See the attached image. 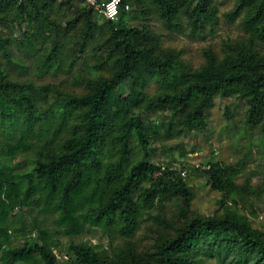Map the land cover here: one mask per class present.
<instances>
[{"label": "trees", "instance_id": "16d2710c", "mask_svg": "<svg viewBox=\"0 0 264 264\" xmlns=\"http://www.w3.org/2000/svg\"><path fill=\"white\" fill-rule=\"evenodd\" d=\"M155 1L167 19L179 9L176 0ZM54 2L0 0V264H56L59 237L91 228L106 234L109 250L70 240L67 264H202L209 258L264 264L263 231L228 208L194 212L180 171L151 160L156 144L169 150L176 131L205 130L216 97L243 100L245 128H258L264 139V56L253 44H228L221 58L206 53L195 68L159 50L153 34L126 25L130 9L122 7L117 21L99 23L86 5L77 26L78 16H65ZM202 4L195 2L190 17L203 25L211 19ZM255 25L264 40V22ZM28 59L37 75L72 73L84 91L22 78L18 74L31 70ZM152 81L156 89L149 93ZM225 114L231 115L228 106ZM178 151L181 161L185 149L178 145ZM246 162L207 164L222 203L257 188L252 179L262 172H248ZM163 209L173 210L170 217ZM143 222H150L147 243L137 238ZM32 233L34 242L12 245Z\"/></svg>", "mask_w": 264, "mask_h": 264}, {"label": "rangeland", "instance_id": "374dc122", "mask_svg": "<svg viewBox=\"0 0 264 264\" xmlns=\"http://www.w3.org/2000/svg\"><path fill=\"white\" fill-rule=\"evenodd\" d=\"M54 1L56 6L62 7L65 16H78L77 26L82 23L83 17L80 15V9L87 5L84 0H73L71 4L65 0ZM176 1H178L179 9L167 19L155 0H129L130 10L124 15L123 21L128 26L140 27L153 34L150 41L159 50H171L180 59L195 68L205 63L206 53H212L217 58H221L229 49L228 44L242 48H248L253 44L264 56V40L259 39L253 32L255 23L264 22V0H201L204 11L211 19L210 23L203 25L199 23V20L193 21L195 18L190 17L192 6L198 0ZM260 3L263 6L260 9V17L255 20L258 22H252ZM105 19L103 15H97L99 23H103ZM98 36L97 34L96 38ZM28 64L31 66V70L18 75L33 80L37 85L52 84L59 86L62 91L75 94L82 93L85 89L83 84H78L75 81L72 73L37 75L34 73L33 61L28 59ZM74 68L78 70V65ZM155 89V81L150 82L146 87L149 93H153ZM225 106L231 110L229 117L225 114ZM245 109V102L238 97L228 99L216 97L206 110L207 128L205 130L176 131V134L168 141L169 150L163 151L160 145L156 144L157 148L151 160L180 171L183 181L192 192V210L194 212L201 215L220 214L228 208V210L235 211L245 217L253 228L264 232V181L262 180L264 175V139L258 128L252 130L245 128ZM178 145L185 149L181 161L175 159L179 153ZM239 159L247 161L248 172L255 169L262 172L261 176L252 179V182L258 186L254 187L255 190L253 188L245 190L240 196L236 194L235 197L225 198L222 203V193L211 187L208 175L204 170L211 161L234 164ZM243 177L244 174L236 182H242ZM172 211L163 209L162 213L165 217H170ZM13 214L18 217L21 214V209L15 208ZM31 217V214L26 212L22 215L26 223L31 222ZM49 222V220L45 221V224L47 225ZM147 226L150 228V222H143L137 234V238L145 243L150 241V235H152ZM146 231L150 234L142 238L141 236L147 233ZM35 234L14 238L12 245H21L25 240L34 242ZM59 240L58 246L54 247L56 264L71 262L72 256L68 248L70 240L88 241L100 249L108 250L112 244L106 234H102L95 228H91L79 236H60ZM202 264H217V262L215 258H209Z\"/></svg>", "mask_w": 264, "mask_h": 264}, {"label": "built area", "instance_id": "2783aa9c", "mask_svg": "<svg viewBox=\"0 0 264 264\" xmlns=\"http://www.w3.org/2000/svg\"><path fill=\"white\" fill-rule=\"evenodd\" d=\"M20 1V0H18ZM89 5L93 12L103 15L110 21H117L120 15V9L123 7L125 10L130 9L129 3H124L122 0H84Z\"/></svg>", "mask_w": 264, "mask_h": 264}]
</instances>
